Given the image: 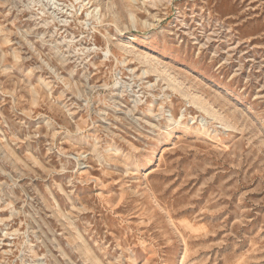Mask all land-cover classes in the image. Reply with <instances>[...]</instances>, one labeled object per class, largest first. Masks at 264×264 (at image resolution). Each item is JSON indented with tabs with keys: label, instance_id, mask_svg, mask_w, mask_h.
Wrapping results in <instances>:
<instances>
[{
	"label": "rangeland",
	"instance_id": "obj_1",
	"mask_svg": "<svg viewBox=\"0 0 264 264\" xmlns=\"http://www.w3.org/2000/svg\"><path fill=\"white\" fill-rule=\"evenodd\" d=\"M0 264H264V0H0Z\"/></svg>",
	"mask_w": 264,
	"mask_h": 264
},
{
	"label": "bare ground",
	"instance_id": "obj_2",
	"mask_svg": "<svg viewBox=\"0 0 264 264\" xmlns=\"http://www.w3.org/2000/svg\"><path fill=\"white\" fill-rule=\"evenodd\" d=\"M157 149H158L157 146L154 147V148L152 149L151 154H150L149 157L147 158L148 163H152V162H153V158H154V156H155V154H156V152H157Z\"/></svg>",
	"mask_w": 264,
	"mask_h": 264
}]
</instances>
